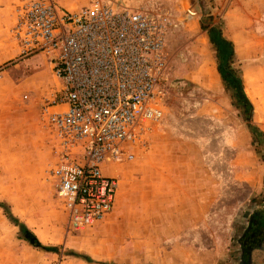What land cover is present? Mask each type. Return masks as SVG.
<instances>
[{
  "label": "rangeland",
  "instance_id": "obj_1",
  "mask_svg": "<svg viewBox=\"0 0 264 264\" xmlns=\"http://www.w3.org/2000/svg\"><path fill=\"white\" fill-rule=\"evenodd\" d=\"M88 1L57 0L70 9ZM118 2L165 22L163 118L133 160L103 165L118 182L112 213L68 233L39 116L55 78L40 55L18 61L9 36L17 0H0V205L39 243L27 242L0 208V264H239L237 240L264 201V143L253 134H264V7L242 10L240 0ZM238 13L248 15V25L231 19ZM209 32L237 39L230 63L250 112L221 77ZM176 163L196 174V202L186 200L182 216L161 192L168 184L162 174ZM252 264H264V243Z\"/></svg>",
  "mask_w": 264,
  "mask_h": 264
},
{
  "label": "built area",
  "instance_id": "obj_2",
  "mask_svg": "<svg viewBox=\"0 0 264 264\" xmlns=\"http://www.w3.org/2000/svg\"><path fill=\"white\" fill-rule=\"evenodd\" d=\"M14 15L18 61L40 55L55 78L39 112L53 155L49 174L67 232L82 233L113 211L117 180L103 165L133 160L163 118L165 22L118 0L71 9L17 0Z\"/></svg>",
  "mask_w": 264,
  "mask_h": 264
},
{
  "label": "trees",
  "instance_id": "obj_3",
  "mask_svg": "<svg viewBox=\"0 0 264 264\" xmlns=\"http://www.w3.org/2000/svg\"><path fill=\"white\" fill-rule=\"evenodd\" d=\"M203 29V28H202ZM220 42L223 45L224 48L228 51L229 58L232 59L234 56V46L233 43L229 40H226L222 36L220 37ZM219 73L221 77L223 78L224 82L227 83V80L223 76V74L220 71ZM236 81L238 83L239 90L232 89L233 87L229 84L228 86L234 90L236 93V99L241 103L240 96L244 99V102L241 103V106L245 108L247 111H251L252 105L250 103V99L246 97L247 94H245V88L243 89L241 79L236 76ZM254 135H259V137L263 140L264 143V134L261 131H258L255 129L253 132ZM264 182V181H263ZM0 208L3 209L4 214L8 217L9 220H11L16 226L20 228L21 234L24 236V239L29 242L31 245L38 247L39 243L35 236L23 225H20L17 221V219H14L9 212V210L3 206L0 205ZM264 243V201L263 204H260L256 206L251 213L248 216L247 223L239 236L237 240V245L239 247L240 252V260L239 264H252V255L254 252H261L262 251V245Z\"/></svg>",
  "mask_w": 264,
  "mask_h": 264
},
{
  "label": "crops",
  "instance_id": "obj_4",
  "mask_svg": "<svg viewBox=\"0 0 264 264\" xmlns=\"http://www.w3.org/2000/svg\"><path fill=\"white\" fill-rule=\"evenodd\" d=\"M238 3L237 0H232V3ZM241 9L254 11L264 7V0H240ZM231 19L235 21L240 26H245L249 24L248 15L242 13L231 14ZM237 39L231 38L230 41L235 45ZM117 166V164L115 165ZM145 169V168H144ZM188 167L186 164L182 165L179 163L173 164L169 169H166V172L162 174L163 177H166L168 184L166 186L162 185V193H165L168 197L167 200L171 202L172 207L181 212V216L184 215V205L183 203L188 200L196 202V174L190 175ZM193 176V177H192ZM192 177V180H191ZM116 178V177H114ZM117 180V179H116ZM186 187L187 190H186ZM117 191H118V182H117ZM116 191V194H117ZM116 194L114 199V207L116 206ZM179 215V214H178Z\"/></svg>",
  "mask_w": 264,
  "mask_h": 264
},
{
  "label": "flooded vegetation",
  "instance_id": "obj_5",
  "mask_svg": "<svg viewBox=\"0 0 264 264\" xmlns=\"http://www.w3.org/2000/svg\"><path fill=\"white\" fill-rule=\"evenodd\" d=\"M208 35H209L210 42L214 47L218 68H220V71L225 77V79L227 80V83H229L233 87L232 89H235L238 91L239 87L236 81V76L234 75L233 69L231 67L228 51L226 50V48L223 47V45L220 42V37L217 36L215 32L214 33L209 32ZM234 94L236 93L234 92Z\"/></svg>",
  "mask_w": 264,
  "mask_h": 264
}]
</instances>
